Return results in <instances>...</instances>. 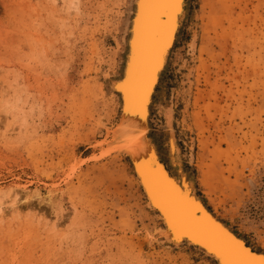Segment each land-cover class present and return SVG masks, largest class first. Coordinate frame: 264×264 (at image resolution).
I'll use <instances>...</instances> for the list:
<instances>
[{"label": "rangeland", "instance_id": "1", "mask_svg": "<svg viewBox=\"0 0 264 264\" xmlns=\"http://www.w3.org/2000/svg\"><path fill=\"white\" fill-rule=\"evenodd\" d=\"M132 3L0 0V264H216L161 244L162 223L107 135ZM185 11L149 136L264 255V0H187Z\"/></svg>", "mask_w": 264, "mask_h": 264}, {"label": "bare ground", "instance_id": "2", "mask_svg": "<svg viewBox=\"0 0 264 264\" xmlns=\"http://www.w3.org/2000/svg\"><path fill=\"white\" fill-rule=\"evenodd\" d=\"M186 1L133 0L122 74L111 78L109 83L119 99L120 110L116 124L107 135L112 138V150L121 151L128 159L147 208L160 219L162 228L157 233L162 245L179 248L184 244L216 264H241L223 241L221 231H225L264 262L262 253L253 250L208 209L198 196L195 183L182 169L183 162L180 159L175 162L179 148L170 126L172 113L167 111L166 116L165 153L175 162L173 165L177 163L174 173L170 174L160 160L156 143L149 136V106L186 15ZM155 171L162 176L157 178ZM194 207L201 211L197 217L192 215ZM204 217L221 230L211 228Z\"/></svg>", "mask_w": 264, "mask_h": 264}, {"label": "water", "instance_id": "3", "mask_svg": "<svg viewBox=\"0 0 264 264\" xmlns=\"http://www.w3.org/2000/svg\"><path fill=\"white\" fill-rule=\"evenodd\" d=\"M151 167H152L153 172H154L155 165H152ZM155 172L157 174V178H160V176H162L158 171H155ZM169 173L171 174L170 171H169ZM163 180H165V179H163ZM169 187L172 188L171 186H169ZM200 214H201V211L199 209H196V207H194L192 215L197 217ZM204 218H205L204 220L211 226V228H213L215 230H221L210 219H208L207 217H204ZM187 231L188 230H186V232ZM187 234H188V236H190L189 232H187ZM221 234L223 236L224 243L227 245L228 250L230 252H232V254L236 257L238 262H240L241 264H264V262H262V260L259 259L258 254H254L252 251H250L247 248V246L242 244L239 240H237L236 238H233L230 234H228L225 231H221Z\"/></svg>", "mask_w": 264, "mask_h": 264}, {"label": "trees", "instance_id": "4", "mask_svg": "<svg viewBox=\"0 0 264 264\" xmlns=\"http://www.w3.org/2000/svg\"><path fill=\"white\" fill-rule=\"evenodd\" d=\"M235 233V232H234ZM247 242V241H246ZM247 245H249V243L247 242ZM253 250H255V249H253ZM256 252H260V251H257V250H255Z\"/></svg>", "mask_w": 264, "mask_h": 264}]
</instances>
